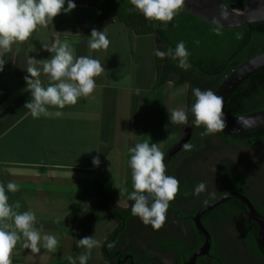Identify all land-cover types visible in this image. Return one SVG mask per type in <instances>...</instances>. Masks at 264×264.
<instances>
[{
	"label": "trees",
	"instance_id": "16d2710c",
	"mask_svg": "<svg viewBox=\"0 0 264 264\" xmlns=\"http://www.w3.org/2000/svg\"><path fill=\"white\" fill-rule=\"evenodd\" d=\"M230 7H237L246 0H222ZM96 8L95 21L86 24L78 32L82 37H90L93 29L105 31L115 19L121 21L137 35H153L156 48H175L184 41L190 52V67L185 70L177 67L170 58L163 60L155 56V81L152 90L156 91L168 82L175 86L187 84L185 111L189 123L193 117L190 108L195 100L193 88L215 91L220 82L248 58L264 51V22L238 27H220L217 35L213 29L217 25L208 23L184 6L168 24L148 21L137 11H130L128 0H89ZM196 41H199L197 44ZM264 108V66L241 80L224 102L225 116H238ZM184 125H176L180 130ZM203 126L192 127L189 142L190 151H182L175 156L164 155L166 174L179 181V190L170 202L166 220L159 229L143 224L131 214V204L121 207L113 190L114 181L101 173L94 175L91 186L84 191L86 199L94 201L81 217L86 233L90 236L88 219L96 210L102 209L115 221V227L101 244V253L108 264H118L115 254L130 251L135 264H149L158 258L154 249L168 255L175 264H185L203 244L204 235L194 223L193 216L205 204L232 191L247 195L257 210L264 214V126L239 134L220 132L201 136ZM229 149L242 152L250 159L244 170L237 171L233 159L223 157L215 172L200 177L206 182V191L199 196L191 194L197 184L194 175L178 170L179 159L192 158L206 162L216 149ZM173 159V160H172ZM172 160V161H170ZM174 161V162H173ZM262 181V182H261ZM214 189L211 190V187ZM207 201V203H205ZM186 203L190 206H184ZM247 206L238 197H231L204 212L201 221L208 228L212 239L207 254L197 258V264H264V250L257 242L258 225L247 217ZM117 224V225H116ZM75 249L82 252L80 247ZM129 264V263H128Z\"/></svg>",
	"mask_w": 264,
	"mask_h": 264
},
{
	"label": "crops",
	"instance_id": "0c3cea01",
	"mask_svg": "<svg viewBox=\"0 0 264 264\" xmlns=\"http://www.w3.org/2000/svg\"><path fill=\"white\" fill-rule=\"evenodd\" d=\"M74 2L76 8L71 12L62 11L47 27L38 26L26 41L14 44L11 52L0 54L5 60L0 71V183L14 181L19 191L7 193L9 203L19 201L18 211H33L36 229L42 236L52 235L58 241L55 252L41 248L38 253L18 242L10 256L14 264H68V257L81 253L75 249L77 240L85 237L81 217L94 201L86 199L84 191L92 185L96 173L115 183L106 169L129 166V149L136 143L153 142L151 124L144 122L145 107L152 106L153 98L164 86L173 85L168 82L156 91L151 89L150 94L148 87L137 88L144 66L136 65L135 58L155 68V37L137 35L118 19L106 29L109 47L90 51V38L78 32L95 21L98 12L89 0ZM128 37L130 46L126 48L123 41ZM57 41L66 44L75 57L91 55L99 60L104 72L95 77L94 92L62 109V117L33 119L24 108L31 99L24 68L31 58H49L51 53L44 50L43 42ZM40 79L49 83L43 73ZM139 107L140 116H136L134 110ZM172 129L175 132L176 125ZM96 156L101 161L99 166L92 162Z\"/></svg>",
	"mask_w": 264,
	"mask_h": 264
},
{
	"label": "clouds",
	"instance_id": "9594fccd",
	"mask_svg": "<svg viewBox=\"0 0 264 264\" xmlns=\"http://www.w3.org/2000/svg\"><path fill=\"white\" fill-rule=\"evenodd\" d=\"M132 5L130 11L141 13L148 21L168 24L182 9L185 0H128ZM67 4V7H65ZM76 8L74 0H0V54L12 51L14 44L26 41L37 27H47L54 17L69 13ZM222 15L227 16L226 12ZM213 31L219 35L220 27ZM88 41L92 50L107 49L110 41L106 32L93 29ZM198 44L199 41H196ZM44 50L51 53L47 59L31 58L27 61L26 90L31 99L24 108L28 109L33 119L41 116L60 118L66 106L75 105L82 97H89L96 88L95 77L104 72L100 61L91 55L75 57L66 44L43 42ZM154 55L163 60L166 57L177 63V67L187 70L190 67V52L184 41L176 43L175 48L167 50L156 48ZM5 60L0 58V71H3ZM41 73L47 76L49 83H42ZM195 97L190 113L193 117L189 123V114L184 108H173L169 111L173 125H191L194 128L203 126L201 136L214 135L226 128L223 98L212 89L193 88ZM50 108L57 109L49 111ZM246 126V125H245ZM183 150L190 151L193 145L183 143ZM132 191L128 200L132 201L131 214L138 217L145 225L159 229L166 220L170 202L179 190V181L166 174L164 153L157 143L148 141L136 143L129 149ZM93 165L101 163L99 156L93 157ZM120 191L126 189L119 188ZM19 191L14 181L0 183V264H11V253L21 242V246L32 253L40 252L41 248L55 252L58 244L52 235H41L36 229V215L33 211H18L19 201L9 203V192ZM206 191V182L197 183L191 194L199 196ZM119 202V201H118ZM207 203V201H205ZM59 222V221H57ZM93 236H85L77 240V246L85 249L77 257H68V264H88L91 250L99 246Z\"/></svg>",
	"mask_w": 264,
	"mask_h": 264
},
{
	"label": "water",
	"instance_id": "95a60500",
	"mask_svg": "<svg viewBox=\"0 0 264 264\" xmlns=\"http://www.w3.org/2000/svg\"><path fill=\"white\" fill-rule=\"evenodd\" d=\"M183 6L200 19L222 27H238L264 22V0H246L237 7H230L222 0H185ZM223 12L227 13L226 17L222 15ZM262 66H264V51L242 62L220 82L214 92L221 96L225 102L230 92L241 80ZM225 120L226 128L223 132L232 134L246 133L264 126V108L243 115L225 116ZM191 134L192 126L186 125L184 134L173 145L171 153H176L182 149L183 143L189 141ZM231 197H238L246 204L248 208L247 217L257 223V242L264 250V214L257 210L247 195L232 191L205 204L193 216L195 225L204 235V242L185 264H197V258L200 255L207 254L210 249L212 236L201 221L202 214ZM129 256L132 258V255ZM131 264H135L133 260Z\"/></svg>",
	"mask_w": 264,
	"mask_h": 264
},
{
	"label": "rangeland",
	"instance_id": "374dc122",
	"mask_svg": "<svg viewBox=\"0 0 264 264\" xmlns=\"http://www.w3.org/2000/svg\"><path fill=\"white\" fill-rule=\"evenodd\" d=\"M118 40H120V37L118 38ZM129 43H130V38L129 37L125 38L123 44L126 48L130 46ZM142 59L144 58L142 57ZM136 60L137 58H135L136 65L143 64L144 66L142 71L141 81L137 80L136 86L138 89H141L143 87H148L147 91H149L148 94H150L153 83L155 81L156 67L154 68L153 65L151 67L150 66L148 67V65L143 63L144 60L140 62L138 61L140 59H138L137 61ZM187 89H188L187 84H183L179 86H175L174 84L166 85L160 90V92L158 91V93H156L155 97L152 100V106L146 105L145 107L144 122L147 124H151L150 128L153 131L152 135L154 137L152 143H157L158 147L164 153V155L166 154L167 149L171 148L177 141H179V139L184 134V128L186 125L183 126L180 130L176 129L175 132L172 129V126L174 125L170 122L168 109L169 110L173 108L185 109ZM144 95L148 97L146 93ZM148 98H150V96ZM141 109L142 107L135 109L134 115L140 116ZM147 110L149 112L148 115H147ZM135 123H136V118H134V124ZM223 157L233 159L237 164L236 168L234 169L240 171V170H244V168L247 165H249L248 158L250 159L251 154L248 153V158H247L242 152L238 153L231 151L229 149L224 150L218 148L209 155V159L206 162L203 163L200 162V163L201 165H204V168L206 170L208 169L209 171H211L219 165V162ZM121 165L122 164H120V167L119 166L108 167L106 169V173H108L109 176H112L113 179L115 180V183L113 185L114 186L113 190L116 192V197L118 194L116 200L117 203L121 207H126L128 206V202H129L127 198L128 194L132 191L131 168L130 166H125V165L121 166ZM125 180H127V182ZM119 188L126 190L120 191ZM213 189L214 186L211 187V190ZM90 218H92L91 221ZM88 222L90 223V236H93L94 239L100 242L98 247H95L91 250V255L88 260V264H106V260L103 258L101 253V244H102L101 239L102 237L105 238L107 234L110 232V230L114 228L115 226L114 220L110 218L106 212L99 209L89 217ZM82 232L83 235L86 233L85 228L82 230ZM82 250L83 249H81V251Z\"/></svg>",
	"mask_w": 264,
	"mask_h": 264
},
{
	"label": "flooded vegetation",
	"instance_id": "af4514ba",
	"mask_svg": "<svg viewBox=\"0 0 264 264\" xmlns=\"http://www.w3.org/2000/svg\"><path fill=\"white\" fill-rule=\"evenodd\" d=\"M172 147L168 148L166 151V154L169 155L170 157L175 156L178 153H180V151H182V149H180L176 153H171ZM172 160H170V161H172ZM200 162L203 163L204 161L200 160V159H192V158H184V159H179L176 161V163L179 164L178 170L180 172L186 173L187 175L189 174L190 176L194 175V178H196L198 176V178L196 180L197 183L200 182V177L203 178L205 175L210 174L211 172H215L219 167V165H218L215 169L209 171L208 169L206 170L204 168V165H201ZM129 205L130 204L128 202V206ZM128 206H126V207H128ZM184 206H190V204L186 203ZM114 223H115V221H114ZM154 252H156L159 256H158V258L151 260L149 262V264H175V262L173 263V260L168 255H166L165 253H161L163 251L158 250V249H154ZM129 255H132V258ZM115 257H117L118 264H128V263L131 264L132 260L134 261V256L130 251L123 253L122 250H117Z\"/></svg>",
	"mask_w": 264,
	"mask_h": 264
},
{
	"label": "built area",
	"instance_id": "2783aa9c",
	"mask_svg": "<svg viewBox=\"0 0 264 264\" xmlns=\"http://www.w3.org/2000/svg\"><path fill=\"white\" fill-rule=\"evenodd\" d=\"M11 264H14V263L11 261Z\"/></svg>",
	"mask_w": 264,
	"mask_h": 264
}]
</instances>
